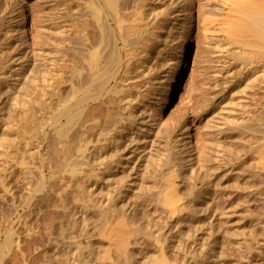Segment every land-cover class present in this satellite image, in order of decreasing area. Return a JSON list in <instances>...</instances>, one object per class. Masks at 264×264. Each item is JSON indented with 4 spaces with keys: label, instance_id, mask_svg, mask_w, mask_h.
I'll use <instances>...</instances> for the list:
<instances>
[{
    "label": "bare ground",
    "instance_id": "6f19581e",
    "mask_svg": "<svg viewBox=\"0 0 264 264\" xmlns=\"http://www.w3.org/2000/svg\"><path fill=\"white\" fill-rule=\"evenodd\" d=\"M22 1L7 0L4 8H0V96L5 84L11 86V91H17V87L30 82L35 89L42 87L35 97V105L41 111L63 92L64 105L61 118L57 119L60 139L48 145L54 148L51 147L53 154L49 150L52 155L48 160L63 158L64 166L59 180L62 185L55 183L61 187L57 191L54 183H50L55 182L52 178L57 172L51 167L52 161L49 166L46 164L47 156L42 155L45 141L38 138L39 134L25 140L28 148L24 145V152L19 150L24 144L19 145L20 137L15 138L20 141L13 143L12 151L4 150L7 165L0 175L1 197L5 202L10 198L11 208L4 214L6 220L0 217V237L4 233L3 225L15 217H19L16 225L23 226L20 229L16 226L19 233L25 228L28 235L32 231L35 234L36 230L30 228L33 223L28 226V216L36 214L32 210L39 205L37 200L34 202L35 194L52 198L55 195L51 193H57L60 206L52 204V207L58 205L70 222L58 235L52 234L51 229L52 233H47V248L39 247L37 253H32L35 257L43 252L47 264L56 260L58 264H146L140 257H150L152 264H207L209 255L217 260L218 250H211V245L198 232L191 235L183 229L194 227L196 231L215 233L221 217L230 228L234 221L231 216L242 204L245 213L248 212L246 223L253 226L258 219L251 212L254 199L264 192V122L251 123L243 114L242 122L231 124L227 130L218 125L219 137L213 136L210 161L204 166L195 126L188 115L174 118L173 124L166 120L180 88L182 56L172 53L170 58V52L159 49L156 28L165 16L175 19L181 16H174L179 10L170 12L168 8L171 1L176 9L179 0H63L56 22L48 20L40 0H35L30 8ZM206 1L201 6L200 2L196 5L191 0L181 10L184 12L181 31L202 20L199 25L206 37L226 33L237 49L251 50L237 56L238 60H242L244 69L252 76L263 67L260 74L263 81H258L264 84V0ZM57 30L59 37L54 44L52 33ZM168 57L174 62L167 77L160 70L162 63L169 61ZM27 67L32 69L30 75L22 73ZM35 109L34 131L42 134L46 130L45 122L39 119L40 111ZM9 126L12 128L11 125L6 128ZM161 140L165 144L164 152L154 157V148ZM14 152L22 156L17 168L22 167L28 175L35 171L39 175V186L32 187L29 198L22 199L21 193L17 196L19 191L9 183L15 175L13 168L16 169L12 164L17 162L11 164L14 160L8 156ZM150 160L152 164H148ZM8 164L12 165L11 170ZM26 180L25 177L24 182L29 184ZM21 210L25 212L23 215ZM89 213L96 215L97 224L91 223ZM9 227L6 239L0 242V264H5V255H12L8 261L12 260L13 264H32L25 247L28 243L24 241L28 235L24 231L22 235L26 237L18 235L15 239V224ZM253 232L252 241L259 246L264 244ZM211 233L208 234L212 236ZM97 234L106 246L96 256L89 247L92 250L88 249L90 256H87L84 243H90L89 238ZM241 241L235 244L236 250L245 263L254 264L256 247L246 241L244 248ZM31 259L37 262L32 256ZM39 261L37 264L42 262Z\"/></svg>",
    "mask_w": 264,
    "mask_h": 264
},
{
    "label": "rangeland",
    "instance_id": "374dc122",
    "mask_svg": "<svg viewBox=\"0 0 264 264\" xmlns=\"http://www.w3.org/2000/svg\"><path fill=\"white\" fill-rule=\"evenodd\" d=\"M23 1H22V3H23V5L25 4L24 6H26V8H28V7L30 8L32 5H34L36 3L35 0L34 1L33 0H26V1L23 0ZM190 1L191 0H179L178 3L180 4V6H178L177 8L175 7L176 9H174V6H172L173 4L170 1L171 3L169 2V5H168L169 11L171 10L173 12V11L179 10L181 12V14H178L179 13V11H178V12H175L174 16H178V15H181V16L176 18V19L173 18V16H171V15L163 17L161 19L162 21L157 26L156 31L158 33V38L160 40L159 49H164V50L166 49L168 52H170V55H171V56H169L170 58H172V53L173 54L178 53L179 55L177 54V56H182V67H181V71H180V73H181V84H180V88L176 94V99L172 103L170 110L166 114V120L169 119L168 121H172V124H173L174 122H176L175 120H177L178 117L180 119L181 116L188 115V117L190 118V120L192 121V123L195 126L194 132H195V135H197L196 137L198 138V140L196 139L198 141V145H199L198 149H200L199 151H201V154H202V162L201 163H202V165L205 166L210 161L209 157L211 156L210 155L211 153H209V152H211L210 151L211 150L210 145L213 141L212 139L214 137H219L218 136L219 134L216 133V132H218V130L216 129V128H218V125H221V127L223 129L227 130V129L231 128L230 127L231 124H233V125L240 124L242 122L241 118H242L243 114L248 115L249 113H250L249 116L245 115V119H247L246 117H248V120H252V121H250L251 123H253V121H256V123H257V121H258V123L264 122V89H263L264 84H263V82L258 81L260 79H261L260 81H263L261 78L262 77L261 73L263 72V67H261L260 69L258 68V71H256L259 76L257 74H255V75H257L259 78L255 75L252 76L253 74H250V72H248L247 70L244 69L245 67L242 64V60H238L239 57H237V56L245 54V53L247 54L251 50L249 51L247 47H241L240 49H237L234 45H232V41L228 38L226 33L221 32V33H216L213 36L206 37L205 34L203 33L202 27L199 25V22H201L202 20H200L199 22L196 21L193 24V26L191 27V29H189L187 26L188 29L185 28L186 30L181 31L182 29H180V23L182 22L183 13H184L181 10L186 9L190 5L189 4ZM205 1L206 0H204L203 3H205ZM5 2H7V0H0V8H2V6L6 4ZM195 2H196V5L199 2L201 4V6L203 5V3H201L202 0H195ZM40 3L42 4L41 9L44 12H46L48 20L51 19L52 22H54V21L56 22L57 21L56 18L61 13V7L63 5V0H40ZM156 4L159 6L161 5L160 3H156ZM3 8H4V6H3ZM214 20H216V19L214 18ZM58 26H60V25H58ZM58 37H59L58 30L54 31L52 33V41L51 42L54 43ZM52 47H53V45H52ZM54 52L55 51H53V53ZM260 54L261 53H259V54L254 53V55H256V56H260ZM170 58L168 59L170 62L168 60H166L168 62L164 61L162 63L161 70H160L163 73H165V75L167 74V77L169 75V72L171 71V67H170L171 63H172V61L174 62V60L170 59ZM253 66H255V64ZM261 69H262V71H261ZM31 71H32V69L30 67H27V68H25V70L22 73L30 75ZM56 72H57V74L59 73L58 67H57ZM244 73H246V75ZM246 76L248 78H246ZM167 77L165 76L164 79H167ZM255 77H257V78H255ZM41 88L42 87L35 89L30 82L23 83L21 87L20 86L17 87V91L15 89L11 91V86L9 84H5L2 88V93H1L2 95L0 96V175L1 176L3 173L2 168L7 165L6 162H5L6 165L4 164V161H6V160H4L6 157V152L4 150H6V148H8V149H11V151H12L13 150L12 148L14 147L13 143H15V144L18 143L20 141V140H18L19 137L22 139L20 141L21 144H19V145L21 146L22 143H24L21 146L22 148L19 146L20 147L19 150L21 152V150L23 149L22 151L24 152V147L25 146L27 147V145H25L26 144L25 140L28 141L32 137L33 134H39L38 138L42 139L43 142L45 141V147L47 146V152H46V150H45L46 153L44 152V149H46L45 147L42 151V155L45 154L44 156L45 157L47 156L46 157V159H47L46 164L49 166V163L52 161V160L51 161L48 160V158L53 154V151L51 150L52 146H48V145L51 142L55 143V142L59 141V139H60L58 136L59 135V133H58L59 132L58 131L59 126L57 123V119H58V117L61 118V112H62L61 110H62L63 105H64L65 97L63 98V92H60L61 93L60 95H57L56 97H54L52 102L49 103L44 109H42L40 111V108H38V106L35 105V100H36L35 97H38L36 95V91H38V92L42 91ZM18 92H19V94H18ZM254 93H257V94H255L256 96L254 95ZM16 94H17V96H15ZM40 97H42V94L40 95ZM34 105L36 107H34ZM34 108H36L35 110L40 111V112L38 111L40 114L39 119L43 120L45 122V129L46 130H44V132L42 133L43 135L40 132H38L37 130L34 131V128H35V118L33 117V109ZM174 118H175V120H174ZM3 123H5V124H3ZM254 124H255V122H254ZM7 125H11L12 128L10 126H9L10 128L9 127L6 128ZM15 138H18V139L16 140ZM15 140H16V142H13ZM214 140H215V138H214ZM52 149H54V148L52 147ZM164 149H165V144H164L163 140H161L159 142V144H156V146L154 148V151H153L154 157H155V155L157 157V154H162L164 152ZM49 150L52 151V154L49 153L50 152ZM9 152H10V150H9ZM20 152H16V153L14 152L15 153L14 155L17 156L18 159H17V157L12 155L13 152L9 153L12 156L9 155L8 157L11 160H14L12 162L9 161L10 159L7 157L8 161H9L8 163H10V162H11V164L13 162L18 163V164L17 163L12 164L13 166L15 165L14 167L16 169H14L12 167L13 170H15V172H13V173H15V175L14 176L12 175L13 177L12 176L10 177L12 179L9 180V183H10V186L14 187L16 192L19 191V192H17V196L19 195V197H20L22 195V197L24 196L26 198L27 197L29 198V197H31V191L30 190H32V187L34 189H35V187L37 188L39 186L40 180H39V175L36 171H35V173H37V175H34L35 173H33V174L30 173V175H28L29 173H27L26 170L24 171L23 169H21L22 167L21 168L18 167L19 169L16 167V166H20L21 162H22V160H20L22 158V156L16 155L17 153H20ZM45 157H43V158H45ZM60 157H62V154ZM55 159H54L55 161H52V164L51 163L50 164H51V167L53 165V169L57 173H55V175L53 176V178L55 177V179L52 178V180L55 182H50V183L51 184L54 183L53 184L55 186V187L53 186L54 189L56 188L55 190L59 191L61 189V187L60 186L57 187V186L62 185V183L59 182V180L61 181L60 175L63 176L62 171H63L64 162H63V158L59 159V158L55 157ZM28 161H30V159ZM19 162H20V164H19ZM30 162H32V159ZM62 163H63V165H62ZM152 163H153V160L152 161L150 160L148 162V164H152ZM9 165L10 164H8V167H9ZM12 165H10V167H9L10 170L12 169L11 168ZM204 169H205V167H204ZM28 171L30 172V170H28ZM47 171L48 170H46V172ZM47 173L49 174L50 172H47ZM56 174H57V176H56ZM25 177L27 178L26 181L29 180V184L31 181L30 185L28 184V182L27 183L24 182ZM0 180H1V177H0ZM56 181L59 182L60 184L57 185ZM20 183H22V184H20ZM55 183L57 186L55 185ZM259 184H257V185H259ZM1 192H2V187L0 186V198L2 199V197H1L2 193ZM20 193H21V195H20ZM28 194H30V195L28 196ZM260 194H258L259 196L257 195L255 197L256 199H254V201L256 200L255 201L256 203L253 204V206H252L253 210L251 209V212L254 211L256 214L255 219L258 218V219H256L258 221L255 220V222L253 223L254 227L251 225V223L249 225L246 223V220L248 219L247 218L248 212L245 213L246 207H244V204H242L243 206L242 205L237 206L240 209L238 208L239 210L237 209L236 210L237 212L234 213L235 215H237V214H240V215L235 216L234 214H232L235 217L231 216L232 220H234V221H232L233 223L230 225V228H229V226L227 227V225L224 223V220H223L224 218L223 219H221L222 217L218 218V222L216 223V226H215L216 227L215 230L216 229L217 230L215 231V233L212 232V233H214L212 236L209 235L211 232H203L201 230L196 231V228H194V227H192L193 229H191V227L183 229V230H185L186 233L188 232V234L190 232L191 235H195L196 232H198L199 234L198 233L197 234L202 236L203 240L205 242H207L209 245H211L210 246L211 250H213V249L215 251L218 250L221 258L219 257L217 260L213 258L214 259L213 260L212 257L209 255L210 257L207 256L208 259L206 257L207 264H247V262L245 263V260L242 257V255L239 254V251L236 250L235 244L237 243V241H240V240H242L241 242H243L244 248L247 247L246 241L249 242L250 244H252L253 248L256 247V248H254L255 253H254V258H253L254 260L252 261V263L264 264V244H261L260 246H259V244L257 245L255 243L254 239L252 241L253 235L252 234L250 235V233L253 232L251 229L255 228L254 232L256 231L255 234L258 235V236L256 235L257 236L256 238L259 239V241L264 242V240H263L264 239V216H263V214H264V192L261 195ZM35 195L37 197H35L36 199H34V202H36L35 200H37V203L39 205L36 203V206L38 205V207H34V208H36L35 211L32 210V212H34L36 214H32L33 216H31V217L28 216V218H29L28 219L29 220L28 226L33 223L30 228H32L33 230H36L37 232L35 231V234H34V232L32 231V234L28 235V233H26L27 231L25 230V228H23V229L21 228V230H23V233H22V231L19 233L18 228L21 225L20 226L16 225L19 217H15V218H13V221L15 219H17L14 221L15 222L14 223L15 229L17 232V235H15V239H17L18 235H20V237H22L25 234H27L28 236L27 235L26 236L28 238L26 236H24L27 239L25 238V240L24 239L23 240L26 242L25 244L28 243L27 245H25V247L27 248L26 251L28 250L27 252L31 253V254L28 253L29 262L31 260L30 263L37 264V262L41 259L42 262H40L41 261L40 260L39 261L40 263L47 264V262H44L45 257L44 258L42 257V255H44L43 252L41 253L42 255L40 254L41 257H40V255L39 256L35 255V257H34V254H32V253H37V250H38L37 248H39V247L41 249L47 248V247H45L48 245V243H46V242L49 241V239H48L49 237L47 235L51 234L52 230H54V232L52 234L58 235L62 230L61 228H63V227L65 228L64 225H67V222L68 221L70 222V219H69L68 215L63 214L64 212L61 211V209L57 208L58 205L60 206V201H59L60 198L58 200L57 193L56 194L51 193V195H53V196L55 195L54 197H52L54 199H52L50 195L46 198H45V196H40V194H35ZM56 196H57V199L55 198ZM24 197L22 199H25ZM9 200H10V198H9ZM47 200H49V201H47ZM8 201L5 202V201H3V199H2V201L0 200V211H1L0 217L2 216L3 219H5L4 216L8 213V211L11 208V200L9 201V203H8ZM39 201H42V203ZM44 201H46V202L44 203ZM221 201H224V200L221 199ZM1 202H2V204H1ZM17 202H19V198H18ZM6 203H7V205H6ZM44 204H45V206H44ZM52 204L53 205L55 204V206H56V204H58V205H57V207H55V206L52 207L53 206ZM222 204L220 203L221 206H223ZM1 205H2V207H1ZM8 205H9V208H7ZM49 205H51V206L49 207ZM3 209H4V212L2 211ZM26 209H22V210L26 211ZM56 209L59 211H57ZM22 210H21V212H22L21 214L23 215L25 212ZM48 212H50L49 215H48ZM57 212H58V214H57ZM254 212L252 213L253 215H254ZM70 213H72V212H70ZM43 214L44 215L46 214V215L43 216ZM51 214H53V215H51ZM54 215L56 216V218ZM63 215H64V217H63ZM65 216H67L66 217L67 219H62V218H65ZM89 216H90L89 218L91 219L90 220L91 223L93 222L94 225H95V223L97 224L98 221L96 220L97 219L96 215L93 213H89ZM39 217H41L42 220ZM47 217L48 218L51 217L52 219L54 218L53 220L51 218L49 219L51 221L50 224H49V220L46 221L48 219ZM2 218L0 219L1 221H2ZM55 220H56V222H55ZM219 220H220V222L223 220L222 221L223 223L221 222V224H220ZM4 221H3V223H6V221L5 222ZM13 221L11 220L10 222L13 223ZM10 222L4 224L3 226H5V227L6 226L9 227L10 225L13 226L14 224H12ZM145 222L144 223L142 222V223L145 224ZM42 223L45 226L41 225ZM255 223L256 224L258 223L259 226L256 225ZM48 224L51 225V227L48 226ZM217 224H218V226H217ZM223 224L225 227L223 226ZM35 225H37V226H35ZM54 225H56V226H54ZM59 225L61 227H59ZM52 226H53V228H52ZM5 227L3 228L4 233H2V236L0 237L1 243L4 242V240L6 239V231L10 228V227L9 228L6 227L7 228L6 229ZM21 227H23V226H21ZM39 228H41V229H39ZM55 228H56V230H55ZM49 229L50 230L52 229V230L48 232ZM46 230H47V232H46ZM188 230H190V231H188ZM250 230L252 232H250ZM24 231H25V234H24ZM78 232H79V234L82 233V232H80V230H78ZM78 232L76 231V235H78ZM192 233H194V234H192ZM201 233H203V234H201ZM22 234H24V235H22ZM45 234H46V236H45ZM99 236L100 235L97 234L96 236H92V238H89V241H91L90 243H86L84 240V242H85L84 245H86L84 247V249L86 251L87 256H90V254H88V251L90 253V250H88V249H91V248L93 249V250L92 249L91 250H92V253L95 254V256L98 255V253L103 251L102 249H104V247L106 246V242L103 241V239H100L102 237L100 236V238H99ZM178 238H180V237H178ZM32 239H33V241H32ZM96 242H98V243L96 244ZM1 243H0V251H1ZM39 243L42 246H40V245L38 246ZM191 244H194V243L191 242ZM99 246H100V249H99ZM89 247H91V248H89ZM94 247H96V248H94ZM101 247H103V248H101ZM29 249H31V251ZM1 255H2V253H1ZM1 255H0V259H2ZM30 255L34 258V260H35V258L37 259L38 257H40V259L38 258L39 260L37 259V262H35V261L32 262ZM5 256H4L5 264L12 263L11 262L12 260H10V262L8 261V259H12V255H10L11 257H9V256L5 257ZM141 258L142 257H140V260H142V261L146 260L147 261L146 264H152L153 263V260L152 259L150 260V257H144L143 259H141ZM171 261H172V259H171ZM57 262L58 261L56 260L54 262V264L59 263V262L58 263ZM172 262L174 263V258H173ZM18 263L21 264V262H18Z\"/></svg>",
    "mask_w": 264,
    "mask_h": 264
}]
</instances>
